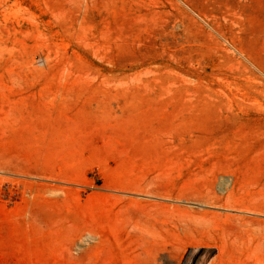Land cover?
<instances>
[{"label": "rangeland", "instance_id": "1", "mask_svg": "<svg viewBox=\"0 0 264 264\" xmlns=\"http://www.w3.org/2000/svg\"><path fill=\"white\" fill-rule=\"evenodd\" d=\"M0 264H264V0H0Z\"/></svg>", "mask_w": 264, "mask_h": 264}, {"label": "crops", "instance_id": "2", "mask_svg": "<svg viewBox=\"0 0 264 264\" xmlns=\"http://www.w3.org/2000/svg\"><path fill=\"white\" fill-rule=\"evenodd\" d=\"M100 240H101L100 245L103 248H105V249H111V248H113L115 246H118V244H120L119 241H117L116 239L109 238V237L108 238L102 237V238H100ZM126 244H128V246H130V243H126ZM126 244L123 243L124 246ZM105 253L106 254H110V253H112V251L111 250H107Z\"/></svg>", "mask_w": 264, "mask_h": 264}]
</instances>
